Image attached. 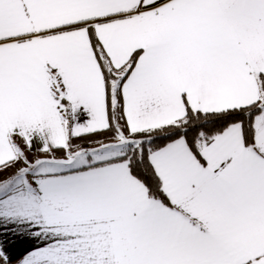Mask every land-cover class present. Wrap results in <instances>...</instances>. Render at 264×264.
Returning a JSON list of instances; mask_svg holds the SVG:
<instances>
[{
    "label": "snow or ice",
    "instance_id": "6c2138e0",
    "mask_svg": "<svg viewBox=\"0 0 264 264\" xmlns=\"http://www.w3.org/2000/svg\"><path fill=\"white\" fill-rule=\"evenodd\" d=\"M0 264H264V0H0Z\"/></svg>",
    "mask_w": 264,
    "mask_h": 264
}]
</instances>
